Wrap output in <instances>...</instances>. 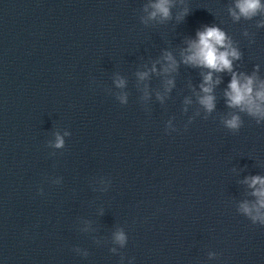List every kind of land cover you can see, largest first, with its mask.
<instances>
[{
    "label": "water",
    "instance_id": "obj_1",
    "mask_svg": "<svg viewBox=\"0 0 264 264\" xmlns=\"http://www.w3.org/2000/svg\"><path fill=\"white\" fill-rule=\"evenodd\" d=\"M155 2L0 0V264H264V225L240 211L264 177V118L228 106L227 71L208 112L209 70L182 57L217 26L258 87L264 10L171 0L150 18Z\"/></svg>",
    "mask_w": 264,
    "mask_h": 264
},
{
    "label": "clouds",
    "instance_id": "obj_2",
    "mask_svg": "<svg viewBox=\"0 0 264 264\" xmlns=\"http://www.w3.org/2000/svg\"><path fill=\"white\" fill-rule=\"evenodd\" d=\"M154 9L150 13V18L160 15L162 18L170 17L171 0H156L151 5ZM236 11L230 10L235 19L240 16L250 19L258 11L264 10V5L260 0H237ZM185 10L184 15H187ZM197 39L190 41L188 48L182 53L183 63L196 67H203L209 71L203 77V83L200 85L204 93L199 98V103L208 111L215 109V96L212 94L215 85L220 83L219 79L213 80V72H229L231 80L228 84V90L225 91L227 104L232 108H239L246 111L254 117L264 118V81L257 87V78L255 74L248 76L237 74L233 71V61L238 60L241 53L232 46V42L226 36V33L217 26H205L204 30L197 32ZM164 59L168 61V66L164 72L174 71L177 67L176 61L171 53H166ZM153 67L152 71H155ZM140 78L144 79L148 74L140 73ZM173 82L168 81L171 85ZM118 87L124 86V81H117ZM124 98L122 97V100ZM224 125L230 130H238L241 127V120L238 115H233L230 119L224 120ZM64 140L57 135L55 147H63ZM249 187L253 189L252 195L256 197V202L250 204L244 202L240 205V211L248 216L253 223L259 222L264 225V177L252 176L246 179ZM124 234L117 233L116 240L121 244L125 241Z\"/></svg>",
    "mask_w": 264,
    "mask_h": 264
}]
</instances>
